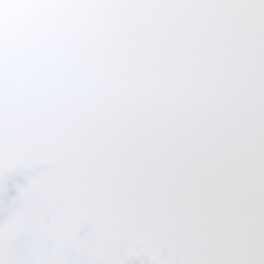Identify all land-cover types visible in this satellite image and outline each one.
Returning a JSON list of instances; mask_svg holds the SVG:
<instances>
[{
	"label": "water",
	"instance_id": "water-1",
	"mask_svg": "<svg viewBox=\"0 0 264 264\" xmlns=\"http://www.w3.org/2000/svg\"><path fill=\"white\" fill-rule=\"evenodd\" d=\"M0 264H264V0H0Z\"/></svg>",
	"mask_w": 264,
	"mask_h": 264
}]
</instances>
